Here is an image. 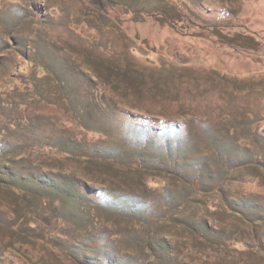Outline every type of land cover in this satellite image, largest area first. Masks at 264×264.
I'll list each match as a JSON object with an SVG mask.
<instances>
[{
    "label": "rangeland",
    "instance_id": "1",
    "mask_svg": "<svg viewBox=\"0 0 264 264\" xmlns=\"http://www.w3.org/2000/svg\"><path fill=\"white\" fill-rule=\"evenodd\" d=\"M0 0V264H264V0Z\"/></svg>",
    "mask_w": 264,
    "mask_h": 264
},
{
    "label": "flooded vegetation",
    "instance_id": "2",
    "mask_svg": "<svg viewBox=\"0 0 264 264\" xmlns=\"http://www.w3.org/2000/svg\"><path fill=\"white\" fill-rule=\"evenodd\" d=\"M109 1L114 2L113 0H109ZM114 3L119 4L118 2H114Z\"/></svg>",
    "mask_w": 264,
    "mask_h": 264
},
{
    "label": "water",
    "instance_id": "3",
    "mask_svg": "<svg viewBox=\"0 0 264 264\" xmlns=\"http://www.w3.org/2000/svg\"><path fill=\"white\" fill-rule=\"evenodd\" d=\"M91 1H95V0H91Z\"/></svg>",
    "mask_w": 264,
    "mask_h": 264
}]
</instances>
